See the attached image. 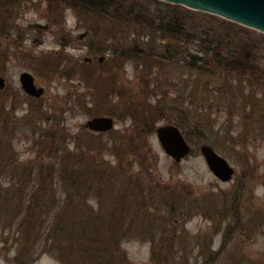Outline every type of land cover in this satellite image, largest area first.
Masks as SVG:
<instances>
[{
	"label": "rangeland",
	"instance_id": "1",
	"mask_svg": "<svg viewBox=\"0 0 264 264\" xmlns=\"http://www.w3.org/2000/svg\"><path fill=\"white\" fill-rule=\"evenodd\" d=\"M115 1L113 9L118 8L116 15L120 25L113 19L116 16L107 21L99 13L91 16L85 10L71 8V0H19L13 7L8 35L6 38L0 35V74L6 73V87L14 93L8 113L0 114L8 133H14H6L3 140L6 145L11 142L10 149L3 146L0 151V218L9 210L5 208L23 202L21 196L25 198L26 206L29 198L35 200L38 211L32 214L35 218L32 234H24L19 221L10 226H3L0 221V264H63L58 256L63 254L65 260V176L61 175L65 172V158L47 156L55 146L43 135L46 131L56 137L65 135V145L61 147L73 151L70 137L77 136L92 116L88 114L92 110V89L97 95L99 85L107 84L112 73L122 81L118 86L122 85L132 93L139 90L142 81L146 82L147 96L155 113L159 112L155 106L159 99L161 108H169L170 119L180 116L175 107L184 108L190 115L186 117L185 128L189 125L192 130L188 141L192 152L179 163L164 153L154 132L139 149L122 150L108 142L101 153L105 152L102 159L109 164L110 169L106 172L108 175L113 172L111 188L108 184L94 190L95 185L91 188L92 185L85 183L83 206L92 209V213L105 209L109 195L118 194L122 185L132 183L128 193L132 195L133 192L136 197L132 208L125 209L128 216L131 214L129 218L127 216L130 229L120 245L127 262L264 264V34L216 15L180 5L174 7L172 5L176 4L161 0ZM140 9L150 18L163 16L169 21L182 18L190 27L195 24L209 27L213 30L212 35L206 37L210 43L231 35L240 50L245 49L243 52L247 56L256 59L259 74L247 77L231 74L224 66H209L203 70L192 67L190 62L185 66L174 60L164 62L161 57L165 52L164 45L174 41L157 34L155 27L148 29L141 23L129 21L136 14H146ZM128 14L130 18L125 20ZM31 23L48 25L49 30L31 29L28 27ZM62 26L65 37L71 38V43L65 46V68L70 69L69 79L62 75L63 67L55 66L59 60L62 65L64 59L62 54L54 53L59 50L57 40ZM102 30L105 34L109 32L110 37ZM82 34L85 37L78 39ZM92 42L96 45L113 43L117 48V45L125 46L129 52L137 46L148 68L138 65L132 58L112 62L107 53L103 54V61L98 62L96 57L97 61L86 66L83 59L91 56L88 44ZM174 43L185 50L207 48L197 42ZM95 64H99L104 74L94 77L96 81L81 80L97 69ZM47 67L50 71L44 70ZM43 70L46 72L44 78L41 77ZM22 72L33 74L36 83L46 89L43 95L45 108L49 105V114L61 122H55L60 132L48 124L39 122L37 125L35 122L31 127L23 121L29 99L20 87ZM47 76L50 78L46 79ZM94 83L96 89L87 87ZM11 104L16 106L15 113L11 111ZM132 123L127 118L116 121L113 135L129 130ZM167 123V120H160L155 126ZM11 136L14 137L12 140ZM81 139L82 143L89 142L87 137ZM103 139L107 141V135ZM203 144L211 146L233 167L235 173L230 182L219 181L208 169L199 151ZM111 151L120 152L119 155L124 153L123 161L117 162ZM88 152L92 155L96 150ZM10 161L13 169L7 168ZM61 166L63 171L59 173ZM31 168L33 173L30 174ZM97 169L104 171L103 167ZM52 173L53 178L50 177ZM124 173L129 176L128 182L122 176ZM12 179L18 182H11ZM19 179L27 181V185L21 186ZM96 194L101 200L103 198L100 205L93 198ZM237 202L239 210L234 206ZM45 210L48 215L44 217ZM58 221L64 222L62 232L55 231Z\"/></svg>",
	"mask_w": 264,
	"mask_h": 264
},
{
	"label": "trees",
	"instance_id": "2",
	"mask_svg": "<svg viewBox=\"0 0 264 264\" xmlns=\"http://www.w3.org/2000/svg\"><path fill=\"white\" fill-rule=\"evenodd\" d=\"M18 2L19 0H0V35H8L7 30L11 26L9 20L13 13V7ZM115 2V0H71L70 4L71 8L76 9L77 11L85 10L87 13H90L91 16H93L94 13H99L104 17L103 19L107 21H109L108 19H112V16H116L117 18L113 19L119 24V17L116 15L118 8L113 9ZM172 6L177 7L178 5ZM140 11L143 13L145 12L142 9H140ZM104 15L108 17H105ZM136 15L137 16H132V18H130V14H128V16L125 17V20H129L130 18L129 21L132 23L133 21L134 23H141L148 29L155 27L157 34H161L164 38L171 39L181 45L191 42H197V44L202 47L207 45V48H196V50H188L186 48L185 50L182 46H179L174 42H171L173 43L171 45L169 43L165 44V52L161 56L164 62H173L172 60H174L175 63H183V66H185L187 62H190L192 67H199L203 70H206L209 66L213 67L218 65L222 68L224 66L231 74L234 72L237 75H246L247 77L251 74L253 76L259 74L256 71V59L254 61L253 58L247 56V53L245 51L243 52L245 49L240 50L236 43V39L231 35H225L224 39H217L210 43V40H206V37H210V35H212L211 32H213L209 27H200L197 24H195L194 27H190V24L182 18L176 21H169L160 15V17L153 16V18H150L147 13L145 15ZM101 32L105 34L104 30ZM108 34L109 38V32L105 35ZM103 38L105 40L106 37ZM70 43L71 38L69 36L65 37V46ZM106 43H103L102 45L101 43L98 45L93 42L89 43L88 46L91 50L89 53L91 55H103L107 53L109 54V57L112 58L111 61L113 60L112 62L116 63L121 59L129 60L132 58L137 60L138 65L148 68V64L143 60L144 55H142V52L138 53L137 46L132 48L130 50L131 52H129V49L125 46L117 45L119 47L117 48L113 43L109 45H106ZM84 65L89 66L90 64L84 62ZM55 66H57V64ZM94 67H97V69L90 71V73L93 72L90 77L82 78L81 80L85 79L87 82L92 80L96 81L97 78L94 77L97 75L99 76V73L104 74V71L100 70L101 67H99V64H95ZM69 71L70 69L65 68L66 79H69L70 77ZM54 72H56V69ZM110 74L111 72H109V75ZM116 77V74L112 73L108 78L109 81L107 84H104L103 86L99 85L97 95H95L96 90L92 89L91 95L93 96V102L90 103L92 110L88 111V114L94 116L96 114L107 115L115 118L116 121H122L126 118L131 119L133 123L130 129L120 131L116 135H113L116 131H110L107 134V141H104L102 135H93L81 131L77 136L70 137L74 144L73 151H69L66 147L65 149H56L55 146V149H51V151L49 150L47 153V156L51 159L59 157L62 160L65 158V167L63 168V170L65 169V172L61 174L65 176V260L63 254L58 256V259L63 264L64 261L65 264H129L125 254L120 250V245L124 240V234L128 233L130 229L128 228V215L125 209L132 208L133 206L135 194L133 192H131L132 195L128 193L129 189L133 186L132 183L122 185L118 194L109 195V198L107 199L108 205H105V209L99 207L100 210L97 211L98 213L94 212V214L91 212L92 209H89L88 206H83V199L85 198L82 194L84 195L83 191H85V183L92 185L91 188L95 185L93 188L94 190H98L102 186L107 187L108 184V188H111V181L113 180L111 176L113 175V172H110L109 175L108 172H106V169H110L109 164L107 165L102 159V155L105 152L101 153L107 145L106 143L113 142L115 146L118 145L119 149L122 150L129 148L139 149V146H144L146 144L148 137L155 131V124L160 120H167L168 123L176 125L181 129V132L187 141L190 139L192 130L189 129V125L188 129L185 128V122H187L188 119H186V117H190V115H187L184 108L179 106L177 109V107H175V111H178L180 116L176 119H170V111L167 112L169 108L167 110L161 108V100L159 99L155 105L159 112L155 113L147 96L146 82L142 81V84L139 85V90H137L136 93H132L122 85H119V87L118 82L121 80L118 81ZM87 87L96 89L97 85L95 83L87 84ZM188 104L193 105L192 103ZM253 105L254 104L247 105V107ZM2 108L0 91V114ZM37 116L39 121L45 119L42 117L41 113H37ZM3 121L4 120L0 116V151L3 150V146H6L9 149V146H11L10 141L7 142V145L6 142H3L5 135H7L6 133H8V128L5 127L6 125L3 124ZM8 134L13 135L14 133L11 134L10 132ZM119 134L121 136L118 137ZM83 136L89 139L88 143H82L83 139L81 138H84ZM9 138L12 140L14 137L11 136ZM90 150H96V152L91 155V153L88 152ZM111 152H113L111 154L115 157L117 162L123 161L122 159L125 157L124 153L119 155L120 152ZM67 160L70 161V164L67 163ZM140 164L142 165V162ZM62 166L60 167L59 173H61ZM40 167L42 168L43 166L40 165ZM100 167H103V172L97 169ZM7 168L13 169L12 161L7 164ZM45 168L47 169V167ZM29 173H33V168L30 169ZM53 175L54 174L52 173L51 176H49L53 178ZM96 175L98 177L97 182ZM122 176H124L128 182L129 176L125 173ZM11 182L17 183L18 181L12 179ZM19 184L25 186L27 185V181L19 179ZM42 197L43 196L41 195L40 202L43 200ZM88 198L90 199V197ZM88 198H86V200ZM93 198L94 200L96 199L95 201H98L97 203L99 205L103 200V198L101 200V197L98 194ZM21 200L23 202L16 204L13 207L5 208L9 210L5 212V216H1L0 221L3 222V226H10L16 221H19L20 227L24 229V234H26V232L27 234H32V225L35 220L32 214L34 215L35 212H38L37 207L34 206L35 200L29 198L30 202L27 206L24 202L25 198L23 199L21 196ZM38 200L39 199H37V202ZM135 200L137 201L139 199L135 198ZM84 205L86 204L84 203ZM45 211L46 212L43 214L44 217L48 215V211ZM79 214H81V216H79ZM83 215L85 216L84 218H82ZM43 216H41V218H43ZM5 221H7V223H5ZM63 225L64 222L62 221L56 222L55 231L62 232ZM154 248L155 247L153 246V253Z\"/></svg>",
	"mask_w": 264,
	"mask_h": 264
},
{
	"label": "water",
	"instance_id": "3",
	"mask_svg": "<svg viewBox=\"0 0 264 264\" xmlns=\"http://www.w3.org/2000/svg\"><path fill=\"white\" fill-rule=\"evenodd\" d=\"M167 3L182 5L188 9L219 16L228 21L256 30L264 34V0H161ZM31 29L44 30L47 25L31 23ZM84 34L80 35L83 36ZM103 61L104 56L97 58ZM90 61L89 58H84ZM3 79L0 78V85ZM22 89L29 95L39 96L42 89H37L33 76L28 72L20 75ZM93 132H107L114 128V119L107 116H96L89 119L84 125ZM155 135L164 153L179 163L191 152V146L181 130L174 124H161L155 127ZM208 169L221 182L232 179L235 171L222 156L209 145L203 144L199 148Z\"/></svg>",
	"mask_w": 264,
	"mask_h": 264
},
{
	"label": "flooded vegetation",
	"instance_id": "4",
	"mask_svg": "<svg viewBox=\"0 0 264 264\" xmlns=\"http://www.w3.org/2000/svg\"><path fill=\"white\" fill-rule=\"evenodd\" d=\"M48 26V25H47ZM61 28V30H60V33H61V36H60V38L57 40L58 41V43H59V50L57 51V52H54L56 55L57 54H62L63 55V60H62V65H60L61 64V61L59 60V62L57 63V68H59V67H63V69H62V75L64 76V78H65V27H60ZM45 30V29H44ZM46 30H49V26L47 27V29ZM38 31H41V30H38ZM86 36H87V34H86ZM85 36H78V39H82V38H84ZM4 38H6L5 36H4ZM104 56V55H103ZM96 57L98 58V55H91L90 57L88 56V57H85V58H89L90 59V61H85L84 59H83V61L84 62H86V63H91V62H95V61H97V59H96ZM98 62H100V61H98ZM1 66L2 67H5V64H1ZM51 67V66H50ZM44 70L45 71H50V69H48V67L47 68H44ZM42 71V75H41V77L43 76V78L45 77L44 75H45V71ZM53 71V70H52ZM51 71V72H52ZM29 73V72H28ZM21 75V74H20ZM20 75H19V82H20ZM32 76H33V78H34V84H35V86H36V88L37 89H42V93L39 95V96H34V95H29V94H27V93H25L24 91H23V89H22V86H21V82H20V87H21V90L23 91V93L28 97V101H27V103H26V105H27V116L25 115L24 117H23V121H25V123H27V124H29L31 127L32 126H34L35 124V122L36 123H38L37 125H39V122H40V124L41 125H44V124H48L49 125V127H51V129H56L58 132H60L61 131V129H60V127L58 126V125H55V122L58 124V123H60L61 124V122H57L56 120H57V117H52V115H50L49 114V110L48 109H50V106L48 105V106H46V108H45V102H44V100H43V95L45 94V91H46V89L43 87V86H41V85H39V84H37L36 83V80H35V76L33 75V74H31ZM37 76H39V75H37ZM0 78H2L3 79V82H2V85H0V91H1V98H2V106H3V108H2V111H1V114H6V112H7V109H8V106L10 105V100H11V95H13L14 93L12 92V91H10L7 87H6V85H7V83H6V73H4L3 71L1 72V74H0ZM50 77H46V79H49ZM16 106L14 105V104H11V111H13L14 113L16 112V108H15ZM8 113V112H7ZM37 113H41V115H42V117H44L45 119H43V120H38V116H37ZM52 113H54V112H51V114ZM99 116H107V115H99ZM93 117H96V115L94 116V115H92V116H90L89 117V119H91V118H93ZM107 117H111V116H107ZM1 118H3V116H1ZM111 118H113V117H111ZM59 119V118H58ZM88 119V120H89ZM114 119V122H116V119L115 118H113ZM4 120V119H3ZM21 120V119H20ZM87 120V121H88ZM86 121V122H87ZM85 122V123H86ZM84 123V124H85ZM3 124L4 125H6V122L5 121H3ZM83 124V125H84ZM40 125V126H41ZM113 129H111V130H109V131H107V132H93V131H91V130H89V129H87V128H84L83 126H82V129H81V131H84V132H88V133H91V134H93V135H102V136H104V135H107L110 131H112ZM34 131H36V130H34ZM48 136V139H49V143H50V145L51 144H53L54 146H56V149H62L63 147H61L63 144L65 145V135H60V137L58 136V137H56V135L55 134H51L50 132H48V131H46L45 132V134L43 135V137H46V136ZM42 137V138H43ZM233 177H234V175H233ZM234 206H235V208L237 209V210H239L240 209V205L238 204V202L236 203V204H234Z\"/></svg>",
	"mask_w": 264,
	"mask_h": 264
}]
</instances>
